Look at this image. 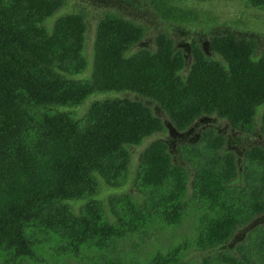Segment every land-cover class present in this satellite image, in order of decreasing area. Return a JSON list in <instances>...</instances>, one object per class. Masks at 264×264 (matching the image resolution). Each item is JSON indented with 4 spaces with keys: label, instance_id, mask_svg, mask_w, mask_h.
<instances>
[{
    "label": "trees",
    "instance_id": "16d2710c",
    "mask_svg": "<svg viewBox=\"0 0 264 264\" xmlns=\"http://www.w3.org/2000/svg\"><path fill=\"white\" fill-rule=\"evenodd\" d=\"M114 2L0 0V264H264V146L236 139L239 159L217 126L264 133L258 38L181 46L174 25L210 19L146 0L149 23Z\"/></svg>",
    "mask_w": 264,
    "mask_h": 264
},
{
    "label": "rangeland",
    "instance_id": "374dc122",
    "mask_svg": "<svg viewBox=\"0 0 264 264\" xmlns=\"http://www.w3.org/2000/svg\"><path fill=\"white\" fill-rule=\"evenodd\" d=\"M145 1L140 0L139 2H137V0H134L133 2H130V0H115L113 9L110 10L117 11L120 14L129 18L140 16L141 19L145 22H154L155 24H161L159 23L158 17L155 16V13L152 11V9H147L148 6L146 5ZM177 2L185 8H191L195 10V14L201 15L202 18L204 17V19H210V22H200V24L195 25H186L183 27H180L179 25H174L173 30H171V35L179 45L187 46L192 42V39L197 38L200 43L204 46V48H206L205 44L206 41L209 39L210 35L214 33L236 32L240 37H257L258 50L260 51L261 49H264L263 10L252 8H250L249 10H245V6L242 5V2L238 0H177ZM99 15L100 12L96 13L95 15H93V18L90 21V27L87 32L86 46L88 54H90L92 51L93 40L95 36V25ZM156 18L158 21H156ZM163 29L164 28L161 25L160 27L159 25H153V27L151 25L148 32V37L146 38V46L152 47L154 45V34L160 32ZM103 94L98 93V95L94 94L90 96L82 105L86 104L89 106L90 102L93 101L94 98L100 97ZM125 95H128L132 98L137 97L135 94L132 93H125ZM81 114H83V112ZM162 115L164 117L163 113ZM217 126L228 136L232 137V140H234L231 143L232 148H238V150H240V152H238L239 159L241 158L243 148L239 147L236 144V139L240 138L241 140H246L248 144H261L264 146V133L261 132L260 124H258L257 126L256 136L253 134L245 135L236 130L233 131V129L229 126V123L225 120H220L217 123ZM201 128H203V124H201L194 132H199ZM160 135L163 137L165 136L163 134H155L154 137L147 138L142 146L131 148L133 164H137L142 150L155 138L161 137ZM189 137L191 138L193 136L189 135L188 140L190 139ZM241 146H243V143ZM127 187L130 190L135 191L134 189H132L131 185H128ZM257 222L264 223V216L259 217ZM181 230L184 231L185 227H182Z\"/></svg>",
    "mask_w": 264,
    "mask_h": 264
},
{
    "label": "clouds",
    "instance_id": "9594fccd",
    "mask_svg": "<svg viewBox=\"0 0 264 264\" xmlns=\"http://www.w3.org/2000/svg\"><path fill=\"white\" fill-rule=\"evenodd\" d=\"M247 142V141H246Z\"/></svg>",
    "mask_w": 264,
    "mask_h": 264
}]
</instances>
